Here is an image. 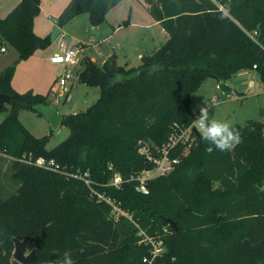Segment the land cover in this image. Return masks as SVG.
I'll return each instance as SVG.
<instances>
[{
	"label": "trees",
	"instance_id": "trees-1",
	"mask_svg": "<svg viewBox=\"0 0 264 264\" xmlns=\"http://www.w3.org/2000/svg\"><path fill=\"white\" fill-rule=\"evenodd\" d=\"M121 1L71 0L57 26L84 14L99 26ZM141 1L169 40L134 68L119 66L114 57L102 67L84 59L80 82L99 88L100 98L86 112L63 117L70 135L51 150L48 136L35 137L19 119L22 111L49 106L48 96L12 87L16 65L52 43L34 31L41 0H22L0 18V48L8 44L19 54L0 74V91L11 96L10 105L0 108L7 112L0 153L12 159V179L21 183L13 195L0 197V264H20L13 260L14 239L37 251L33 264L54 261L68 249L75 264H143L150 254L139 244L140 230L165 240L167 251L154 264H264L260 122L236 126L241 142L230 151L209 153V143L196 136L185 155V147L178 150L175 169L149 183L148 195L137 192L135 182L121 189L111 184L116 174L127 179L152 167L138 153L140 141L162 146L175 129L192 125V95L205 81L227 83L255 66L264 81V0ZM221 6L230 19H217ZM41 158L54 164L38 166ZM92 191L115 200L132 220L116 221L110 205Z\"/></svg>",
	"mask_w": 264,
	"mask_h": 264
},
{
	"label": "rangeland",
	"instance_id": "rangeland-1",
	"mask_svg": "<svg viewBox=\"0 0 264 264\" xmlns=\"http://www.w3.org/2000/svg\"><path fill=\"white\" fill-rule=\"evenodd\" d=\"M16 1L0 0L2 9L7 6L6 12H1L0 10V18H5L22 0H19L20 2ZM70 1L42 0V15L38 20L35 19L37 24L36 31L40 33V37L52 38L55 28L58 27L57 21ZM63 6V10H61ZM154 21L155 19L141 0H122L110 10L106 15L105 21L99 26L91 25L89 14L80 15L63 28H60L62 32L56 40L52 41L49 47L37 50L28 60L19 62L16 65L12 83L19 93L33 92L34 94L51 95L49 106L56 107L62 116L86 112L99 100L100 89L89 87L80 82L79 74L83 68V60L94 59L98 64L103 65V62L109 56H114L120 66L138 67L142 63L143 57L152 55L160 50L170 38L169 34L162 31L159 25L154 24L151 26ZM65 41L69 43V49L77 51L79 62L77 65L69 67L73 78L62 88L59 85V79L64 75L66 65H50L48 63V55L57 50L59 51ZM82 43L86 45L91 43L93 45L83 48ZM5 47L8 49L6 52L0 51V74L13 65L19 55L8 44ZM240 72V74L232 78V84L235 90L245 93V97L240 98L234 92L227 95L217 87V81L208 79L192 95V107L195 110V117L199 113L198 105H203L206 100L213 105L210 116L216 119L228 120L235 127H243L251 121H257L264 127V81L255 69ZM6 115L7 112L0 114V123ZM19 119L35 137H49L47 144L49 150L58 146L70 135V130L66 126L60 125L57 130H52L50 123L44 116L32 111H22ZM169 140L162 146H155L149 140L140 141L138 153L152 164V167L136 171L127 179L120 174H116L111 180V184L115 183V179H119L116 188L121 189L123 183L135 182L136 191L148 195L149 183L160 176L170 174L176 167L172 171L160 174L159 168L154 163L155 156L158 155L160 150L164 147L170 148ZM189 140H191V145L186 141L181 147L176 146L170 149L169 157L181 160V157H176L178 150L185 147L183 153L185 155L196 145L194 139L190 138ZM0 166L3 169L2 176L6 181H9L10 187L18 189L21 183L12 179L10 164L6 165L4 160L0 158ZM141 186L146 187L147 193L142 192ZM124 212L128 213L129 216H133L130 212ZM30 252L31 250H28L27 254Z\"/></svg>",
	"mask_w": 264,
	"mask_h": 264
},
{
	"label": "built area",
	"instance_id": "built-area-1",
	"mask_svg": "<svg viewBox=\"0 0 264 264\" xmlns=\"http://www.w3.org/2000/svg\"><path fill=\"white\" fill-rule=\"evenodd\" d=\"M0 51L6 52V48L2 47L0 48ZM50 61L53 64L66 65L64 75L59 79V85L62 88H64L67 85L68 81L73 78L69 67L77 65L79 62L77 58V51H74L71 49H64L63 52L56 53L54 56H52ZM254 69H256V66L254 67ZM190 127L181 132H178V130L175 129V133L170 137V140H169L170 148L167 149L164 147L162 150L158 152V155H156L157 157L155 156L154 163L159 168L160 174H165L169 171H172V169L177 164L180 163L179 159H171L169 157L170 149L176 146L178 147L180 144L186 143V141L191 145V140H189L190 138L194 139V141L196 140L195 139L196 135L193 131L194 129L190 130ZM36 164L38 166L48 168V167H51L54 163L52 161L46 162L44 159L41 158L36 161ZM115 180H116L115 183H112L114 186H116L119 179H115ZM86 184L89 186L91 185L89 180H86ZM141 190L143 193H147L145 186H141ZM92 195L95 196L98 201H101V202L104 201L108 205H110L112 209L111 211L112 217L115 218L116 221H118L121 217H127V219L132 220V216H129L128 213L124 212L119 203L95 191H92ZM169 233H170L169 229L166 228L164 230V234L167 235ZM138 235L141 238V240L139 241V244H143L149 248L150 256L143 259V264H154L156 259L164 255L165 252L167 251L165 240L161 237H158V238L150 237L143 230H140Z\"/></svg>",
	"mask_w": 264,
	"mask_h": 264
},
{
	"label": "clouds",
	"instance_id": "clouds-1",
	"mask_svg": "<svg viewBox=\"0 0 264 264\" xmlns=\"http://www.w3.org/2000/svg\"><path fill=\"white\" fill-rule=\"evenodd\" d=\"M217 19L221 21L230 19V10L221 6ZM198 108L199 113L192 120L190 130L195 129L201 138L209 143L210 146L206 151L209 153L214 150L230 151L241 142L240 132L230 121L210 116L213 105L205 100L203 105H198ZM45 264H75V261L72 251L68 249L64 251L60 258L54 261H46Z\"/></svg>",
	"mask_w": 264,
	"mask_h": 264
},
{
	"label": "water",
	"instance_id": "water-1",
	"mask_svg": "<svg viewBox=\"0 0 264 264\" xmlns=\"http://www.w3.org/2000/svg\"><path fill=\"white\" fill-rule=\"evenodd\" d=\"M61 33L60 28H55V31L53 33V36L51 38L52 41L56 40V38L59 36ZM219 88L221 89L222 92L225 94L229 95L232 93V88L226 84V83H220ZM11 102V96L8 94H4L0 91V108H3L5 106H9ZM35 111L38 114H41L44 116L48 122L50 123L51 129L52 130H57L59 126L61 125L63 116L58 113V110L56 107H51L48 105L40 104L36 105L34 107ZM195 135L198 137H201L196 130H193ZM166 224H168L174 231H178L179 227L177 223L170 219V218H164L163 219ZM15 243V250L13 253V259L20 264H33L37 260V251L32 250L29 254H27L28 246L26 240H19V239H14Z\"/></svg>",
	"mask_w": 264,
	"mask_h": 264
},
{
	"label": "crops",
	"instance_id": "crops-1",
	"mask_svg": "<svg viewBox=\"0 0 264 264\" xmlns=\"http://www.w3.org/2000/svg\"><path fill=\"white\" fill-rule=\"evenodd\" d=\"M16 2H20L19 0H17ZM19 4V3H18ZM17 4V5H18ZM41 5H42V0H41ZM65 6V5H64ZM64 6L62 7V9L61 10H63V8H64ZM6 7L7 6H5V7H3V9L1 8V6H0V10H1V12L3 11V12H6ZM42 15V12H40V15L36 18L37 20L40 18V16ZM36 20V21H37ZM159 25L160 27H161V25L158 23V22H156V21H154V23H152L151 24V26L152 25ZM150 26V25H149ZM36 28H37V24H36V22H35V24H34V31H35V33L37 34V35H39L40 33H37V31H36ZM162 28V27H161ZM162 31H165L163 28H162ZM62 32V31H61ZM166 32V31H165ZM40 36V35H39ZM92 43H94V42H92ZM93 44H89V45H86V44H84V43H82V47L83 48H85V47H90V46H92ZM14 49V48H13ZM64 49H69V43L68 42H64V44L61 46V49L58 51H56V52H53V53H51L50 55H48V63L50 64V65H58V64H53V63H51V61H50V59H51V57L52 56H54L56 53H61V52H63V50ZM8 49L6 48V51H7ZM110 57H114V56H109L108 58H107V60L110 58ZM91 61H93L94 63H96L98 66H100V67H102L103 65H104V63L107 61H105V62H103V65H100V64H98L94 59H90ZM141 65V64H140ZM139 65V66H140ZM120 66V65H119ZM123 67V66H122ZM125 68H134V67H125ZM240 73H242V72H240ZM240 73H237V74H240ZM236 74V75H237ZM216 84H217V87H219V85H220V83H218V82H216ZM226 84H228L231 88H232V93L234 92V93H236L240 98H244L245 97V93H241V92H238L237 90H235V88H234V85L232 84V79L230 80V81H228ZM12 87H13V89L15 90V91H17L16 90V88H15V86H14V84L12 83ZM52 90H53V88H52ZM18 92V91H17ZM52 92V91H51ZM50 92V93H51ZM38 94H40V93H38ZM43 95V94H42ZM46 95V94H45ZM46 96H48V102L49 101H51V98H50V96L51 95H46ZM58 110V109H57ZM58 113H59V111H58ZM64 116H66V115H63V117ZM60 127V126H59ZM0 158L2 159V160H4V163L6 164V165H8V163L10 164V162H11V160H9V159H11L10 157H8V156H6V155H3V154H1L0 153ZM2 168H1V166H0V197L2 198V199H7L8 197H10L11 195H13L14 193V191L16 192V190H17V188H15V187H10V184H9V181H6V179H4V177L2 176ZM14 260V259H13Z\"/></svg>",
	"mask_w": 264,
	"mask_h": 264
}]
</instances>
